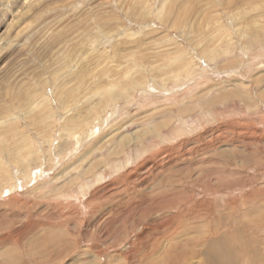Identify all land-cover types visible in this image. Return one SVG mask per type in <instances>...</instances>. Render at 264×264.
Wrapping results in <instances>:
<instances>
[{
	"label": "rangeland",
	"instance_id": "1",
	"mask_svg": "<svg viewBox=\"0 0 264 264\" xmlns=\"http://www.w3.org/2000/svg\"><path fill=\"white\" fill-rule=\"evenodd\" d=\"M0 149V264H264V0H0Z\"/></svg>",
	"mask_w": 264,
	"mask_h": 264
},
{
	"label": "bare ground",
	"instance_id": "2",
	"mask_svg": "<svg viewBox=\"0 0 264 264\" xmlns=\"http://www.w3.org/2000/svg\"><path fill=\"white\" fill-rule=\"evenodd\" d=\"M75 123H76V122H74L73 124H75ZM74 127H75V126H74ZM71 128H72V127H71ZM72 129H73V128H72ZM73 134H74V133H73ZM68 136H69V135H68ZM0 150H1V149H0ZM25 150H26V149H25ZM11 151H12L11 153H12L13 155H14V152H15V156L18 155V152H17L16 150H11ZM14 161L16 162V164H18V163H20V162H25V163L28 162V161H26V160H24V159H20V158H19V160H18V158H17V159L14 160ZM15 162H14V163H15ZM0 164H1V163H0ZM24 165H25V164H24ZM25 167H27V166H25ZM26 169H27V168H26ZM19 170H22V169H19ZM24 171H25V170H24ZM6 176H7V174H6ZM6 176H5V177H6ZM4 180H5V179H4ZM121 201H122V200H121ZM124 201H126V200H124ZM116 207H117V206H116ZM122 209H124V208H122ZM125 209H126V208H125ZM116 210H117V208H116ZM111 213H112V212H111ZM114 213H115V212H114ZM116 214H117V213H116ZM162 238H163V237H162ZM155 241H156V240H155ZM158 242H159V241H158ZM158 242H157V243H158ZM157 247H158V245H157ZM165 252H166V250H165ZM207 254H208V253H207ZM149 258H150V257H149ZM170 264H171V263H170Z\"/></svg>",
	"mask_w": 264,
	"mask_h": 264
}]
</instances>
